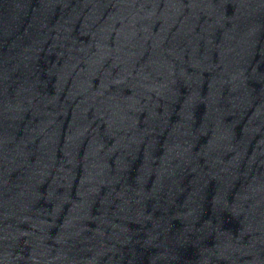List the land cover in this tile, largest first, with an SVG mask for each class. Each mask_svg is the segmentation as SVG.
<instances>
[{"label": "water", "instance_id": "1", "mask_svg": "<svg viewBox=\"0 0 264 264\" xmlns=\"http://www.w3.org/2000/svg\"><path fill=\"white\" fill-rule=\"evenodd\" d=\"M0 264H264V0H0Z\"/></svg>", "mask_w": 264, "mask_h": 264}]
</instances>
